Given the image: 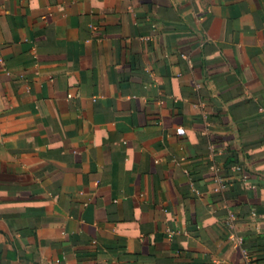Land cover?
Masks as SVG:
<instances>
[{"label":"crops","instance_id":"crops-1","mask_svg":"<svg viewBox=\"0 0 264 264\" xmlns=\"http://www.w3.org/2000/svg\"><path fill=\"white\" fill-rule=\"evenodd\" d=\"M248 262L264 0H0V264Z\"/></svg>","mask_w":264,"mask_h":264},{"label":"built area","instance_id":"built-area-1","mask_svg":"<svg viewBox=\"0 0 264 264\" xmlns=\"http://www.w3.org/2000/svg\"><path fill=\"white\" fill-rule=\"evenodd\" d=\"M215 170H216V169H215ZM216 181L219 183L220 188L223 189L224 186H223V184H222V180H220V179L218 178ZM228 221H229V225H233V223H234V221H235V217H234L233 215H230ZM230 238H231L232 240H235V239H236L233 235H231ZM248 263H249V264H252L251 262H248Z\"/></svg>","mask_w":264,"mask_h":264}]
</instances>
